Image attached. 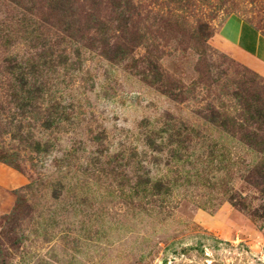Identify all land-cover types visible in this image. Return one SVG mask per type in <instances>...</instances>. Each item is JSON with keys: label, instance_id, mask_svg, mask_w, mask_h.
I'll list each match as a JSON object with an SVG mask.
<instances>
[{"label": "rangeland", "instance_id": "obj_1", "mask_svg": "<svg viewBox=\"0 0 264 264\" xmlns=\"http://www.w3.org/2000/svg\"><path fill=\"white\" fill-rule=\"evenodd\" d=\"M128 1L0 0V264H264V0Z\"/></svg>", "mask_w": 264, "mask_h": 264}, {"label": "crops", "instance_id": "obj_2", "mask_svg": "<svg viewBox=\"0 0 264 264\" xmlns=\"http://www.w3.org/2000/svg\"><path fill=\"white\" fill-rule=\"evenodd\" d=\"M218 35L234 59L264 78V36L260 31L242 20L230 18Z\"/></svg>", "mask_w": 264, "mask_h": 264}, {"label": "trees", "instance_id": "obj_3", "mask_svg": "<svg viewBox=\"0 0 264 264\" xmlns=\"http://www.w3.org/2000/svg\"><path fill=\"white\" fill-rule=\"evenodd\" d=\"M57 5H58V10H60L61 12H63L64 11V9H65V7H66V5L67 4H69V0H57ZM128 3H129V1L127 0V1H123V0H116V6L118 5V7L121 9V13L123 14H126L124 11H126L127 10V8H126V10H124L123 11V9L125 8V7H127L128 6ZM34 85H32V87H33ZM33 89V88H32ZM30 90V88L28 87L26 90H25V96L23 97V98H21V102H22V106H27V107H31L32 106V104H34L33 103V100L35 99V97L33 96V93L35 92V91H29ZM34 90H36V89H34ZM44 126H45V128H49V126L50 125H46V123H44L43 124ZM180 144H181V142H180ZM179 145V144H178ZM149 146L150 147H152V149H154V150H160L161 148H162V145L161 144H159V145H156L153 141H150L149 142ZM34 148H36V150H39V144H36V146L34 147ZM152 190L154 191V192H156V194H158L159 195V193L161 192V189H160V184H154L153 185V187H152Z\"/></svg>", "mask_w": 264, "mask_h": 264}]
</instances>
